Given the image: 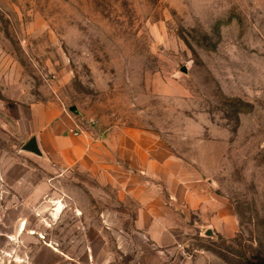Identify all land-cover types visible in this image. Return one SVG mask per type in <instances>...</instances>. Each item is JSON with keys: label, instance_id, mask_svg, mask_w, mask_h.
I'll list each match as a JSON object with an SVG mask.
<instances>
[{"label": "rangeland", "instance_id": "rangeland-1", "mask_svg": "<svg viewBox=\"0 0 264 264\" xmlns=\"http://www.w3.org/2000/svg\"><path fill=\"white\" fill-rule=\"evenodd\" d=\"M48 107L105 172L22 151ZM0 264H264V0H0Z\"/></svg>", "mask_w": 264, "mask_h": 264}, {"label": "crops", "instance_id": "crops-1", "mask_svg": "<svg viewBox=\"0 0 264 264\" xmlns=\"http://www.w3.org/2000/svg\"><path fill=\"white\" fill-rule=\"evenodd\" d=\"M73 126V117H71L64 109L60 110L56 107L46 108L44 110L35 109V132L32 137H36L38 145L42 152V157L30 154L34 161L38 159L43 164L48 165L49 169L56 173L67 174L74 168H79L82 172L89 175H98L105 172L106 166L105 161V150L102 144L98 140H94L91 137L83 136L75 138L70 134V130ZM31 137V138H32ZM133 147L124 152L120 150V162L123 163L121 170L118 173H122L121 177L123 179L129 180L131 178L130 171H135L134 163V144ZM108 150V149H107ZM153 163H156L157 167L164 168L166 164V159L164 157L153 156ZM41 164V165H43ZM38 172H41L35 167L30 169V174L28 173L27 178L31 181L32 188H39L41 186H52L56 178L50 179L42 177ZM24 174V173H23ZM162 174V173H161ZM25 178V175L23 176ZM33 203H35V193L33 197ZM167 199L164 197L163 201L161 198L159 200H154L149 203L147 209L144 210V217L148 218H159L162 211L167 209ZM22 206V205H21ZM62 204H57L53 216H57L60 212ZM32 216L35 217V205L33 206ZM16 218H24L23 207L18 208L16 206L15 210ZM20 212V213H18ZM159 213V214H157ZM21 230L15 232L19 237L24 234V223L21 224ZM35 236V233H30ZM11 235H7L8 239L11 241ZM47 249L54 255L60 257L62 261H67L69 259L65 254L61 253L53 246L47 245ZM60 259V260H61Z\"/></svg>", "mask_w": 264, "mask_h": 264}, {"label": "water", "instance_id": "water-1", "mask_svg": "<svg viewBox=\"0 0 264 264\" xmlns=\"http://www.w3.org/2000/svg\"><path fill=\"white\" fill-rule=\"evenodd\" d=\"M184 73L187 72L186 68H183L182 70ZM70 112L73 113L74 115H78V110H77V107L73 106L70 108ZM22 151L23 152H27V153H30V154H33L35 156H38V157H42V152L40 150V147L38 145V141H37V138L36 137H32L23 147H22ZM206 236L208 237H212L213 236V233L208 230L206 232Z\"/></svg>", "mask_w": 264, "mask_h": 264}, {"label": "built area", "instance_id": "built-area-1", "mask_svg": "<svg viewBox=\"0 0 264 264\" xmlns=\"http://www.w3.org/2000/svg\"><path fill=\"white\" fill-rule=\"evenodd\" d=\"M70 134L75 138H79L84 134L82 123L76 119V116L73 117V126L70 130Z\"/></svg>", "mask_w": 264, "mask_h": 264}]
</instances>
